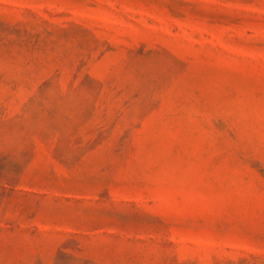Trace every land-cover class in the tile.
Segmentation results:
<instances>
[{
	"label": "rangeland",
	"instance_id": "obj_1",
	"mask_svg": "<svg viewBox=\"0 0 264 264\" xmlns=\"http://www.w3.org/2000/svg\"><path fill=\"white\" fill-rule=\"evenodd\" d=\"M0 264H264V0H0Z\"/></svg>",
	"mask_w": 264,
	"mask_h": 264
}]
</instances>
